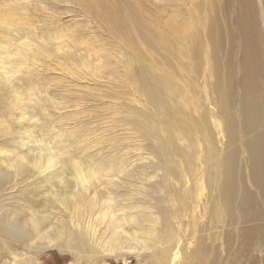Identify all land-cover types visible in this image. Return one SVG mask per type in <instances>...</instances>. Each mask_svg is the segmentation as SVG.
<instances>
[{"label": "bare ground", "instance_id": "obj_1", "mask_svg": "<svg viewBox=\"0 0 264 264\" xmlns=\"http://www.w3.org/2000/svg\"><path fill=\"white\" fill-rule=\"evenodd\" d=\"M54 1L82 7L90 16L95 12L115 32L117 52L99 56L97 64L63 61L73 75L75 66L86 75L117 67L114 75L128 83L138 106L127 118L134 134L149 143L155 171L145 173L146 164L143 177L113 179L110 168L119 155L112 151L106 163L88 159L96 168L77 170L66 182L52 171L60 163L53 151L41 166L47 172L40 182L51 187L41 213L27 204L30 216L0 219V246L7 249L20 237L26 242L20 256L10 248L11 263L20 257L24 264H44L40 256L60 252L64 243L78 262L103 258L127 264L130 256L136 264H199L203 246L210 245V254L217 248L219 259L224 256L221 264H264V0H234L232 15L220 0H147L153 16L136 0ZM166 6L172 15L164 19ZM25 15L22 10L13 17L3 3L0 28L30 27ZM61 36V44L73 38ZM31 41L23 42L10 63L0 64L1 97L2 87L20 88L11 79L28 68L24 62L40 67L51 58L44 42ZM28 133L31 138V129ZM8 167L20 175V163ZM113 186L150 191L164 214L144 217ZM125 207L134 212L125 213ZM84 211L88 218L81 221L77 216Z\"/></svg>", "mask_w": 264, "mask_h": 264}, {"label": "rangeland", "instance_id": "obj_2", "mask_svg": "<svg viewBox=\"0 0 264 264\" xmlns=\"http://www.w3.org/2000/svg\"><path fill=\"white\" fill-rule=\"evenodd\" d=\"M136 1L142 6L145 15L153 16L156 13L149 8L150 3L147 0ZM6 2L13 17L25 10V17L31 26L12 28L14 32L0 28V64L10 63V56L21 49L23 42L31 40L44 42L51 58L44 60L40 67L31 66L30 60L29 63L24 62L28 68H23L18 76L11 79L14 86L20 84V88L15 90L13 87L1 86L3 95H0V175L6 177H0V219L20 220L30 216L32 212H29L31 208H28L27 204L41 213L45 201H49L51 195V187L40 182L42 174L47 172H42L41 166L45 158H53V151H57L60 163L55 165L52 171L62 173L66 182L77 170L85 172L96 168V165L87 162L88 159L106 163L104 158L113 152L119 155V161H113V167L110 168L114 170L113 179H122L125 175L133 173L134 176L143 177L142 170L146 164L145 173L154 172V165L149 164L151 158L146 147L150 148L149 143L134 134V122L127 118L128 111L138 109L134 102V92L123 77L114 75L117 67L111 66L110 71L101 70L97 74L86 75L80 71V66H75L77 72L73 75L66 71L67 67L72 66L65 65L63 61L69 58L73 64L74 59L79 61L83 58L85 61L90 59V64H97L99 56L102 58L105 54L117 52L119 47L115 32L95 18V12L90 16L83 12L82 7L74 4L58 3L54 0H0V8ZM154 2L159 5L158 1ZM219 2L221 6L227 7V13L231 10L232 15L234 0ZM255 5H258L257 1ZM164 8L165 11L161 14L165 19L169 14L172 15V9L170 6ZM179 11L183 17L187 16L185 5L179 6ZM232 26L233 23L231 28ZM33 30L35 37L32 35ZM65 34L73 36L69 37L70 44H61L57 39ZM226 49L232 60L233 51L227 47ZM16 63H20V60ZM79 63L81 65V62ZM237 70L234 73H237ZM2 77L0 76V80ZM12 83L9 82L10 85ZM102 139L104 141L100 144ZM97 149L101 151L98 152ZM38 161L40 165L35 166ZM10 163L21 164L20 175L15 176L14 170L8 167ZM120 166L122 171H119ZM56 181L54 184L58 186L59 180ZM112 188L119 190L121 195L124 194L125 204L134 205L133 210L140 208L137 212L144 217L149 219L151 212L160 216L164 214L160 198H156L150 191L139 190L136 193V189L130 186ZM124 210L125 213L134 212L127 207ZM88 213L80 212L77 218L85 221ZM83 242L88 245L84 240ZM24 243L25 239L20 237L17 243L7 249L0 246V264H12L8 255L11 253L10 248L20 256L24 251ZM62 246L60 252L51 250L44 253L40 256L41 261L44 264H123L122 260L103 258L101 262H78L66 250L64 243ZM209 249L210 245L203 246L204 253L198 262L204 264L202 261L210 260L205 264L224 263V256L219 259L217 248L211 254ZM26 257L31 259L30 256ZM18 260L20 261L17 264H24L22 258L19 257ZM126 261L127 264H136L134 257L127 256Z\"/></svg>", "mask_w": 264, "mask_h": 264}]
</instances>
